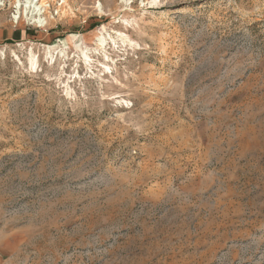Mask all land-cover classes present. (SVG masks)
I'll use <instances>...</instances> for the list:
<instances>
[{"label": "rangeland", "instance_id": "374dc122", "mask_svg": "<svg viewBox=\"0 0 264 264\" xmlns=\"http://www.w3.org/2000/svg\"><path fill=\"white\" fill-rule=\"evenodd\" d=\"M65 1L0 0V264H264V0Z\"/></svg>", "mask_w": 264, "mask_h": 264}, {"label": "bare ground", "instance_id": "6f19581e", "mask_svg": "<svg viewBox=\"0 0 264 264\" xmlns=\"http://www.w3.org/2000/svg\"><path fill=\"white\" fill-rule=\"evenodd\" d=\"M65 1V0H63ZM124 1V0H122ZM126 1V0H125ZM66 2V1H65ZM13 3H16V15L14 16L17 19H19L21 16L24 18H27L37 27H44L46 25V21L45 18H42L41 14L43 13L42 10V6L43 4V0H25L24 3V7L23 6H18V4H20V0H13ZM22 4V3H21ZM19 7V8H18ZM23 8V9H22ZM100 40V44H103L105 39L103 37L99 38ZM49 46V45H48ZM50 47H48V51L50 52ZM57 51V50H56ZM83 55L84 60H89L90 56L87 54V52H81ZM36 55H33V53H31L30 57H29V63L32 66H36L37 64V58L35 57ZM52 58V57H51Z\"/></svg>", "mask_w": 264, "mask_h": 264}]
</instances>
